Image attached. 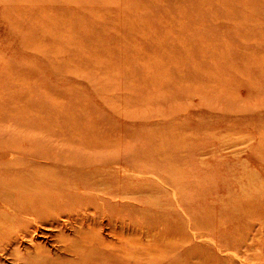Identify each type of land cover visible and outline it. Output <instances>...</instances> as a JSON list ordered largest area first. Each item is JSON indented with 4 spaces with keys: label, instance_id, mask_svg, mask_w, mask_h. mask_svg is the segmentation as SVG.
I'll return each mask as SVG.
<instances>
[{
    "label": "rangeland",
    "instance_id": "1",
    "mask_svg": "<svg viewBox=\"0 0 264 264\" xmlns=\"http://www.w3.org/2000/svg\"><path fill=\"white\" fill-rule=\"evenodd\" d=\"M21 166L106 201L6 227L0 264L84 236L107 264H264V0H0V183Z\"/></svg>",
    "mask_w": 264,
    "mask_h": 264
},
{
    "label": "bare ground",
    "instance_id": "2",
    "mask_svg": "<svg viewBox=\"0 0 264 264\" xmlns=\"http://www.w3.org/2000/svg\"><path fill=\"white\" fill-rule=\"evenodd\" d=\"M83 149L85 148L83 147ZM8 167L11 168L10 165H8ZM9 168L7 170H10ZM15 171V175H20L19 177H16L14 175L15 179L10 180L8 182L2 181L0 183L1 252H9V249L12 250V246L15 243L17 245H21V242L18 239L17 242L16 240H14L11 242V244H8L6 246L2 245V239L8 236L7 233H9V231L6 230V227H11L12 229L13 227L17 228V231L19 232L16 231L17 233H14L15 236H17L14 238H18L23 234V232L27 228V226H24L26 224V221L27 223H29L30 221L34 223L41 222V224L44 225L54 226V221L48 224L42 222V217L45 216L47 213H57L59 211L64 212L67 211V209H81L83 206L86 205V203H88L89 207L93 206L98 208L96 206V203L98 205H100L101 203L96 202L95 198H99L104 202L106 201V199H104L103 189L100 188L101 185L96 182V184L91 183L90 179L94 177V175L92 174L82 175L80 177V184L77 186L76 184H71L69 182L60 183L59 180L56 179L52 173L47 174L48 172L44 171L39 172H44L46 175H36V173H33L35 175H25V173L22 171V166L19 170L16 169ZM54 171L56 172V169ZM97 178L98 174L95 175L94 179ZM57 183H59V185H57ZM93 185L96 188L100 189V192H87L86 195V192H81L83 188L84 190H87ZM70 187L74 189L68 190V188ZM258 200L259 199H257V201ZM252 208H250L251 211L255 213L256 207L252 205ZM226 217L228 221L234 220L236 218L241 221L242 215L237 216L234 212H232ZM23 228H25L24 231ZM89 230L92 231V228L89 227ZM28 234L30 233L24 234L22 237L25 238ZM60 237L61 236H59V239ZM71 247H73V251L75 252V254H77V259L70 261V264H107L104 259L105 257L103 255V252L99 251L96 248L97 246L94 247L92 240L86 236H84L81 241L77 239V242H71ZM87 247L89 248L85 249ZM22 254H20V248L17 247L12 255L20 258L24 262V264H66L64 263L62 258V260L57 261V258H49L47 255H44L41 251H36V254H33V256L35 257V261L32 263H28V256L31 253L24 254L27 255V259L25 257H20Z\"/></svg>",
    "mask_w": 264,
    "mask_h": 264
}]
</instances>
